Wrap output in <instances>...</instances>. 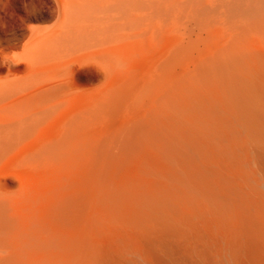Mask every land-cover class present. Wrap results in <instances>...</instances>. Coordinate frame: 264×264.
Wrapping results in <instances>:
<instances>
[{
	"label": "bare ground",
	"instance_id": "6f19581e",
	"mask_svg": "<svg viewBox=\"0 0 264 264\" xmlns=\"http://www.w3.org/2000/svg\"><path fill=\"white\" fill-rule=\"evenodd\" d=\"M61 1L55 33L0 29V264H99L132 201L101 153L146 148L169 190L127 264H264V0Z\"/></svg>",
	"mask_w": 264,
	"mask_h": 264
},
{
	"label": "rangeland",
	"instance_id": "374dc122",
	"mask_svg": "<svg viewBox=\"0 0 264 264\" xmlns=\"http://www.w3.org/2000/svg\"><path fill=\"white\" fill-rule=\"evenodd\" d=\"M59 1H61V0H0V29L2 31L18 32L19 33V32H22L26 29L29 30L31 28H39V26H41V28H42L43 26H45L43 28H46V29L50 30L51 32L55 33L59 29L58 22H57V19L55 17L57 9H58L57 7H58V5H61L63 3L62 1H61V3ZM33 14L36 16H34ZM34 17H39L41 19L37 20L36 18L34 19ZM42 19H44V20H42ZM28 23H29V25H28ZM5 24H6V26H5ZM69 61H70V62H68L69 64L72 63V61L74 62V60H72V61L69 60ZM69 64H67V65H69ZM73 65L72 66L69 65L71 72H72V69H73V71H75V69L78 68V66H79L78 63L76 65L75 62L73 63ZM89 69L90 68H88V69L85 68L88 75L93 77V75H95L96 72H95V70L93 71V69H90L91 71H89ZM84 90H85L84 91L85 94L87 95L88 94L87 91L89 90V88L87 90V87H86ZM101 110H105V109L101 108ZM103 113H104V111H101L102 116H103ZM102 116H101V123L104 124V122H106L105 125H107V121L104 118L105 116H103V117ZM103 124H101V125H103ZM102 130H103V126H102ZM120 159H118V158L108 159V158H106V155L102 151L101 163L102 162L103 163L101 164V167H104L106 169L105 170L106 172H107V170L109 172V168H111L112 166H113V168H111L112 171L117 170L116 173L118 174L119 178H117L116 173H115L116 175H114V173L111 172V169H110V172L112 175L109 173L110 177L115 178L116 181H114V183H117V186H116V184H113V187L111 185H108L109 187L114 188V187H118V186L120 187L121 185H126L128 187V185L125 184L124 182L127 181L126 183H128V181H129L131 183V185H132L130 188L131 193L128 192L130 189H128V191H125V195L127 193H129V199L130 200H128V198H127L124 201V202L130 204V201L132 199L131 205L129 206V204H127L129 206V208L131 207V209H130L131 211L129 212L128 207H127L128 210H126V207H125V206H127L126 203H124L123 201H121V202L119 201L120 198L118 195L122 196V194H120L119 191L120 192L124 191L125 186H122L123 190L119 189V188H114V189H117V191L114 190V193H112V194L114 195L116 192H118L117 195H114V198L116 196L119 198L118 202H117V199H115L116 201L114 199H111V198H113V195H111L112 197H110V195L109 196L103 195V194H106L105 192L107 191V188L109 190V187H107V188L105 187V185L107 186L108 183L107 184L104 183L105 185L101 187V189L105 188V190L102 189L103 191H105V192L102 191L103 192L102 197H105V198L108 197V199H111V201H113L115 204L120 205V203H121V205H122L124 203L125 206L124 205L123 206L118 205L119 208H115V206H116L115 205L113 208L119 210L120 208L122 209L123 207H125L121 211L123 213L125 210L128 211V213L131 214V219L129 217L130 214H128L129 216L125 215V214H127L126 211H125L126 213L124 214V216H122L123 213L120 211L122 213V214L120 213L122 218L120 215H118L119 213H117V211H116V214L118 216H116V214H114L115 210L110 209V210H112V211H110L109 208H111V207H106L103 204L108 199H106V201H105V198H102V201L103 200L104 201L101 204H103L104 207L101 206V209H102L101 216L102 215L104 216V213H106L105 215H107L108 219H104L103 216L101 217L102 220L100 223V235H99V237H100V250H101V254L103 257L101 258L99 264H127L129 261V260H127V258L132 257V254L134 253V251L135 250L139 251L140 249L142 251H145V253L147 255H152L151 245L147 242V240L144 237H142L141 234H138L137 231L134 230L135 228L133 226L134 225L133 223H134V221H136L139 218L140 215H141L140 217L145 216L146 218H148L149 215L153 214V213L151 212V210L149 209V207L146 204H145V209L143 208V210H139V207L138 206L136 207V205L138 204L137 200L140 199L139 203H145V201H146V199L141 196V192H142V191L140 192L141 189H145L146 191H149V192L153 191L154 193H156L159 196L167 194V192L169 190L168 189L169 188L168 182L165 181L166 180L165 178H161V176L165 177L167 175L166 174L168 172L167 171L168 168L166 165L167 163L162 161V158H160V156L158 154H156L154 151L146 148V149H143V150H140V151L133 153V155H131V157L127 156L125 159L126 160L128 159L127 163L129 164V167H128V164H127V166L122 167L123 164L121 161L122 160L126 161V160L124 158L121 160ZM163 162L165 163V165L163 164ZM104 163H106V164L104 165ZM107 163H109V164H107ZM120 163L122 164L121 167L123 168V170H124V168L127 169V167H128L127 170L126 169L124 170V171L128 172L127 175L121 169ZM116 164H119V165H116ZM125 164H126V162L124 163V165ZM106 165L107 166L110 165V166L106 167ZM115 165L117 167L119 166L120 169L118 168L119 169L118 170ZM120 170H122V172ZM118 172L120 173V175ZM158 174H160L161 176L160 175H159V177L156 176ZM163 175H165V176H163ZM125 178H126V180H125ZM192 178L194 179V175H192ZM119 182H121V183H119ZM130 183H128V184H130ZM143 186L145 188H143ZM122 187H120V188H122ZM174 189L178 190L177 187H174ZM125 190H127V188ZM110 191L113 192V190H111V189H110ZM107 193H110V192H107ZM130 194L132 195V197ZM123 195H124V193H123ZM127 197H128V194H127ZM108 201H110V200H108ZM109 203H111V202H109ZM106 204H107V202H106ZM118 206H116V207H118ZM105 207L108 208V212H112L114 214V216L112 213H111L112 214V216H111L110 213L106 212L107 209ZM141 211H142V213L139 214ZM126 216H128L129 217L128 219H130L132 221H129L127 223V221H128V219H127L126 222L125 221L123 222L122 220L125 219L123 217H126ZM136 217H138V218H136ZM135 232H136V234H135ZM136 237H138V238H136ZM140 237H141V241H140ZM140 242H141V244H140ZM141 246H143V247L141 248ZM126 260H127V263H126Z\"/></svg>",
	"mask_w": 264,
	"mask_h": 264
}]
</instances>
